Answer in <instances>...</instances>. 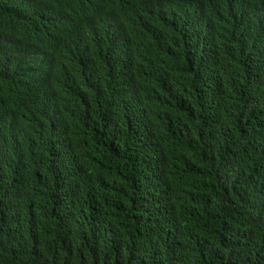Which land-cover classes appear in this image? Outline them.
<instances>
[{"label": "trees", "instance_id": "obj_1", "mask_svg": "<svg viewBox=\"0 0 264 264\" xmlns=\"http://www.w3.org/2000/svg\"><path fill=\"white\" fill-rule=\"evenodd\" d=\"M0 264H264V0H0Z\"/></svg>", "mask_w": 264, "mask_h": 264}]
</instances>
